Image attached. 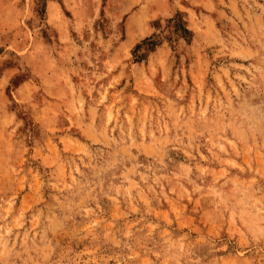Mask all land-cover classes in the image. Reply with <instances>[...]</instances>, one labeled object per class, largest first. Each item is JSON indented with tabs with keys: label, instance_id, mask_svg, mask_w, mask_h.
<instances>
[{
	"label": "rangeland",
	"instance_id": "1",
	"mask_svg": "<svg viewBox=\"0 0 264 264\" xmlns=\"http://www.w3.org/2000/svg\"><path fill=\"white\" fill-rule=\"evenodd\" d=\"M0 264H264V0H0Z\"/></svg>",
	"mask_w": 264,
	"mask_h": 264
}]
</instances>
